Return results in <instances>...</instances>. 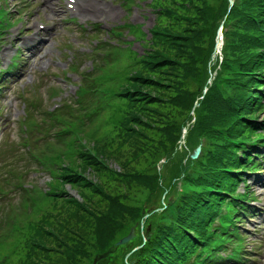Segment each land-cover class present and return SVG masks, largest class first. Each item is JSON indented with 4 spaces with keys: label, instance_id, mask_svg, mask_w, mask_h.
I'll list each match as a JSON object with an SVG mask.
<instances>
[{
    "label": "trees",
    "instance_id": "trees-1",
    "mask_svg": "<svg viewBox=\"0 0 264 264\" xmlns=\"http://www.w3.org/2000/svg\"><path fill=\"white\" fill-rule=\"evenodd\" d=\"M170 2L173 6L157 5L158 21L149 30L151 38L142 56L139 58L134 51H129L123 59L118 56L105 58L92 84L81 95V99L91 98L90 104L78 103V110L70 113L71 120L64 121L67 130L55 132L56 144L49 142L45 150L30 153L35 165L49 175L46 187L29 181L26 171L25 175L14 174L5 181L23 189L22 203L17 208L21 214H31L49 200L57 208H64L67 217L59 218L57 227L46 228L43 223H51L49 215H44L33 226L35 233L27 236L24 256L14 261L21 246L15 243L8 253L0 254V264L4 255L9 259L2 264H81L84 259L92 258L88 248L93 242L87 232H83L84 226L95 235V238L92 235V241L97 245V252L114 248L112 254L115 258L121 254L120 263H124L127 254L122 252L125 246H117L118 241L115 246L111 243L126 228L128 220L132 228L138 224L145 215V209L127 205L121 198L107 193L100 178L138 182L151 190L158 179L147 170L125 171L132 165L129 159L123 167L118 165V171L117 166L108 164L113 152L108 153L107 149L115 145V152L121 151L124 145L148 147L142 153L140 148H136L133 154L136 159L157 149L153 145L155 142L166 149V154L174 151L187 123L176 127L171 125L168 107L189 115L194 112L195 121L186 139L193 141L195 146L199 145L201 136L206 141L196 165H186L184 170L190 187L188 193L181 196L171 212L163 215V221L153 228L154 236L133 252L129 263L208 264L209 261V264H214L216 251L234 243V238L242 240L239 234L241 222H245V217L254 213L255 208L248 203L249 198L235 193L240 181L244 180V173L238 172L242 169L253 173L264 165V156L258 152L259 148L235 147L221 135L239 140L264 138V119L260 120L264 115V0H237L228 14L229 0H217L216 3L207 0ZM225 14L231 24L227 22L225 25L228 40L224 61L219 69L217 65L212 68L216 76L206 86L205 93L206 65L215 46L219 20ZM131 30L139 40L143 39L140 27H132ZM131 56L136 57L133 64L115 67L118 62L129 61ZM224 77L228 80L221 87ZM190 82L198 84L199 90H191L186 85ZM119 99L121 103L116 102ZM237 116H244L246 120H239ZM53 118L57 121L58 116ZM115 121L119 122L118 140L114 144L100 143L102 136L110 135L103 130L104 127ZM155 131L164 135L165 140H156L152 136ZM259 145H264V141ZM240 149H243L241 154ZM227 169L235 170L236 174L228 173ZM131 173L135 175L131 176ZM27 183L31 184L30 188L25 187ZM67 185L77 188L79 198L68 192ZM209 186L218 188V191H208L206 188ZM88 191H91L90 196ZM97 196L107 202L104 209L94 202ZM13 213L17 215L18 212L13 211L0 219V247L2 241H8L15 233L19 235L21 232V228H11ZM126 214L129 218L124 222ZM217 217L225 228L213 231ZM73 219L82 225L76 223L78 227L73 229ZM60 220L63 223H59ZM48 238L53 239L50 245ZM195 255L196 261L191 263ZM245 257L248 254H236L231 260L243 263Z\"/></svg>",
    "mask_w": 264,
    "mask_h": 264
},
{
    "label": "rangeland",
    "instance_id": "rangeland-1",
    "mask_svg": "<svg viewBox=\"0 0 264 264\" xmlns=\"http://www.w3.org/2000/svg\"><path fill=\"white\" fill-rule=\"evenodd\" d=\"M7 6L11 9V12L14 15L16 30L15 32H10L11 36L7 39L9 48H6V51L15 54L16 49L14 47V41L18 37V32L21 33L19 36H25L20 39V43L16 47L20 49L26 48L30 44H35L37 47H31L26 53H22V55H26L30 59L29 64L37 63L35 67V71L39 76L40 73L45 77V84H41L38 81V75H34L31 79L30 72L24 71V75L13 82L8 89L5 90L6 95L0 99V104L4 107H8L9 101L13 100L15 102V108L12 110V116L14 115V127L9 128V134H11V138L8 135V131L5 135L0 138V170H5L9 168V166L13 163V159L16 157V151H24L27 149L25 145H27L23 134H19L18 129L23 127L24 124H28L29 122L25 121V117L27 114L30 115L29 109L26 106L24 96L30 97V99H39L43 102L44 109H54L55 104H63L64 101L72 100V97L75 95L73 92L74 89H78V83L80 81V74L88 68H91V61H88L86 57L90 50L93 47V40H91L93 35H99L100 38H105L109 35V30L113 27H116L123 23H132V24H140L143 27H140V32L143 34V39L141 42H135L134 47L136 49L141 50V54L144 53V47L148 46L150 40L149 30L154 24L158 21V4L165 6H173V3L170 0H132L129 3L127 0H97L96 2L87 1V4H90L93 7L100 8V12L98 13H85V15L78 16L79 19H84L86 21H95L99 22L104 30L103 34L95 33L91 34L88 37L85 33L78 31V26H80L78 20L71 21V16L65 11L64 0H5ZM211 3H216L217 0H207ZM5 2L2 7L5 10H8ZM229 13V9L227 14ZM59 14V18L61 19L55 28H51L54 25V15ZM227 14H225L218 23L217 28L223 22V19L226 18ZM36 22H44L47 25V30L45 32H41L36 38H32L34 34H32L34 23ZM223 24V23H222ZM59 30V32H58ZM26 31V32H25ZM32 34V35H31ZM129 34H126L128 36ZM95 36H93L94 38ZM25 38L29 41L25 46ZM135 38V37H134ZM133 37H129V40H134ZM128 40V41H129ZM217 41V40H216ZM215 41V42H216ZM214 42V43H215ZM5 44V36L0 39V46ZM129 49V48H128ZM4 51V50H3ZM1 50V52L3 53ZM129 51H131L129 49ZM129 51H122L120 53V59H123L124 55H127ZM215 46L212 47L210 59L208 64L206 65L208 78H206V85L204 87V92H207L206 86L211 83V81L215 77V71L212 68L215 66V62L210 68L214 55L216 56ZM1 54V53H0ZM9 56V54H8ZM75 56H78V61ZM140 56L141 55H135ZM135 56H131L129 61L127 62H118L116 63V68H121L124 66H129L133 64L136 60ZM138 58V59H139ZM27 66V65H26ZM72 66H76L79 72H75L71 69ZM138 67V66H136ZM218 68V67H217ZM27 69V67H26ZM34 72V71H33ZM32 72V74H33ZM69 72H74V76L72 78L69 77ZM67 73H69L67 75ZM29 75V76H28ZM31 82V84H29ZM191 90L198 91V84L194 82H190L186 84ZM54 90H57L58 94H54ZM204 93V94H205ZM55 95L54 97H52ZM202 99V97L200 98ZM117 103H121V99L116 101ZM10 107V106H9ZM167 116H169V121L171 125L175 127L179 124L187 123V125L183 129V135L176 149L168 154L165 151V148H162L159 145V142H155L153 145L157 146V149H153L148 153H143L144 156L141 158H134L133 154L136 152V148H140V153L142 150L148 149L145 146H123L121 151L115 152L114 147L108 148V153H112L110 155V159L108 164L110 166H118L119 164L123 167V163L130 160L132 165H129L124 170L133 169L135 171L147 170L149 174L157 176V183L154 189H150L147 185L139 184L138 182L125 183L116 178H108L103 176L101 179L102 185L106 192L114 195L116 198H121V201L127 205L134 207H144L145 215L141 219V221L136 224L133 228L135 230V238H133L130 242L125 245H118V243L123 239L122 237L125 235L127 237L130 234L131 221L129 222V215L126 214L127 222L125 224L126 228L121 231L116 237L115 241L112 242L113 246H115V242L117 246H125V250L122 252L123 254H127L124 263L128 264V259H131V255L133 252L144 246L146 236H149L150 239L154 236L153 228L158 225L162 220L159 219V216H156V211L159 208L165 207V204H168L171 199H176V195H178V187L180 184L185 183L181 179L184 176V170L186 165H189V161L191 158L197 156V152L199 149L197 146L193 145V141H187L186 137L189 133V130L194 124L195 121V113L192 112L190 115L188 113H179L178 109L168 107ZM28 118V117H27ZM192 118V119H191ZM42 117L36 113V120L41 122ZM264 119V115L260 118V120ZM119 122H111L108 126H105L103 130H107V133H110L109 136L103 137V140H100V143L110 144L114 141H117L118 134L120 132ZM1 126V124H0ZM117 134V135H116ZM3 135V134H2ZM1 135V136H2ZM30 133L28 137H30ZM152 136L156 140H165V136L162 135L159 131H155L152 133ZM22 138V139H21ZM31 135V141H32ZM37 142V140H33ZM68 140L67 142H69ZM23 142V145H22ZM167 145L168 142L164 141ZM114 144V143H113ZM112 144V145H113ZM169 144V143H168ZM115 149V150H114ZM160 149V150H159ZM113 150V151H112ZM171 150V149H169ZM21 151V152H22ZM15 152V153H14ZM20 152V153H21ZM264 153V152H263ZM116 157V159H114ZM23 165V163H21ZM119 167V166H118ZM152 169V170H151ZM120 170V169H119ZM133 172V171H132ZM103 173V172H101ZM138 174V173H136ZM261 175L260 178L254 180L252 177L250 179L251 191L256 193L257 203L255 206L261 212H264V170L259 172ZM38 175V174H37ZM135 175L131 173V176ZM44 176H39V179ZM93 178V177H92ZM46 179V178H45ZM48 179V178H47ZM43 180V179H42ZM263 180V181H262ZM178 181V182H177ZM177 182V183H176ZM240 188H243L240 186ZM68 192L79 198V193L77 192V188L73 189L71 185H67ZM242 191V190H241ZM1 194H4L3 191H0ZM88 196L91 195V191H88ZM96 203H99L101 209L105 208L107 204L106 201L102 200L100 196L95 198ZM39 199L37 200V203ZM22 203L21 200H15L13 208H7L5 206V211L7 215L12 213L13 211H17V215L13 213L11 216V228L18 227L21 228V232L19 235L16 233L10 238L8 241H2V247H0L1 253H8L15 243H20L21 246L17 249L18 256L14 257V261H19L22 256H24L26 249V239L27 236H31L35 233L33 226L35 223L39 222L44 215H49L48 219L50 221V225H46L43 223V226L48 227H57L58 219H64L67 217V213L65 209L60 207L57 208V205H54L52 201H45L44 203L38 206V210H35L31 214L23 213L21 214L20 210L17 209L18 206ZM36 203V204H37ZM35 204V205H36ZM93 206L95 203H92ZM3 209V207H0ZM0 209V219L5 216L2 215ZM9 209V210H8ZM62 210V211H61ZM9 212V213H8ZM6 217V216H5ZM3 217V219L5 218ZM157 217V218H156ZM63 220H60L59 223ZM73 229L78 227L76 223L82 225V222H78V220H72ZM60 225V224H58ZM217 226V225H216ZM247 230L254 235L249 236L246 242V250H251V248H255V253L258 257H254V264H264V214H258L254 216V213L251 214L248 223L245 225ZM91 227V225L89 226ZM92 228V227H91ZM83 232H87L89 239L93 242L88 250L92 255L90 259H84L81 264H121V254L115 258L112 254L111 250H105L104 252H97V245H93L94 241H92L94 234L92 231L84 226ZM13 234V231L10 232ZM72 235L71 233H69ZM65 235V234H64ZM124 237V238H125ZM95 238V235H94ZM122 238V239H121ZM121 239V240H120ZM94 240V239H93ZM53 239L48 238V245L52 244ZM143 245L139 246V243ZM16 251V252H17ZM115 252V250H113ZM19 253H21L19 255ZM90 260V261H89ZM130 264V263H129ZM248 264V263H247Z\"/></svg>",
    "mask_w": 264,
    "mask_h": 264
},
{
    "label": "bare ground",
    "instance_id": "bare-ground-1",
    "mask_svg": "<svg viewBox=\"0 0 264 264\" xmlns=\"http://www.w3.org/2000/svg\"><path fill=\"white\" fill-rule=\"evenodd\" d=\"M80 8H81L83 13H85V12H87V13H98V12H100V8L93 7V6L87 5V4H83L82 6L80 5Z\"/></svg>",
    "mask_w": 264,
    "mask_h": 264
},
{
    "label": "water",
    "instance_id": "water-1",
    "mask_svg": "<svg viewBox=\"0 0 264 264\" xmlns=\"http://www.w3.org/2000/svg\"><path fill=\"white\" fill-rule=\"evenodd\" d=\"M197 153H198V152H197ZM134 237H135V230L132 229V230H131V233L129 234V236L123 238V239L118 243V245H124V244L130 242ZM148 239H149V237H148Z\"/></svg>",
    "mask_w": 264,
    "mask_h": 264
}]
</instances>
